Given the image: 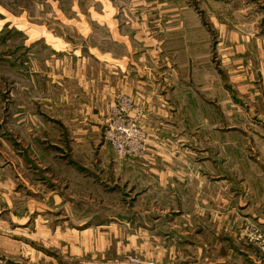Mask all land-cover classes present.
<instances>
[{
    "label": "crops",
    "instance_id": "crops-1",
    "mask_svg": "<svg viewBox=\"0 0 264 264\" xmlns=\"http://www.w3.org/2000/svg\"><path fill=\"white\" fill-rule=\"evenodd\" d=\"M150 42L153 50L137 57L136 69L132 57L123 61L77 51L59 57L62 117L52 125L45 113L27 114L26 124L14 125L18 148L0 152V264H128L126 258L135 255L155 264H264V40L235 37L218 45V123L202 127L218 126L219 134L202 137L174 133L180 126L184 131L196 126L192 116L181 117L179 111L191 110L185 98L191 105L199 96L181 89L182 77L168 70L174 62L160 54L157 40ZM196 62L193 53L187 55L190 76ZM37 82L32 80L33 86ZM119 96L132 100L127 115L149 140L210 143L218 166L195 165L188 150L171 157L149 150L141 161L118 162L113 156L106 161V175L111 190L122 192L116 202L121 210L102 218L84 216L89 208L61 192H79L81 180L91 177L90 171L97 174L94 159L102 153L75 149L97 147ZM134 106L140 107L139 117ZM52 136L68 150L57 146L61 151L52 156ZM21 145L27 150L19 151ZM177 154L185 165L177 164ZM52 157L58 160L54 168ZM82 157L90 159L89 175L78 162ZM52 169L63 181L72 171L71 183L55 184ZM196 189L211 194L195 198ZM246 226L252 232L244 233Z\"/></svg>",
    "mask_w": 264,
    "mask_h": 264
},
{
    "label": "rangeland",
    "instance_id": "rangeland-1",
    "mask_svg": "<svg viewBox=\"0 0 264 264\" xmlns=\"http://www.w3.org/2000/svg\"><path fill=\"white\" fill-rule=\"evenodd\" d=\"M235 37L264 40V0H0V152L7 154L16 149L14 125L17 121L26 124L27 114L33 116L35 113H45L52 125L62 117L59 116V102L62 99L58 81L59 57L69 58L76 51V54L85 56L94 54L100 57L99 55L109 54L123 61L132 57L131 63L136 69L139 68L137 57L153 50L150 39L157 40L160 54L167 58V61L174 62L168 70L173 69L182 77V84H179L182 85L181 89L184 92L194 90L195 97L197 93L200 98L191 105L185 98L183 102L190 106L191 110L179 111L181 117L186 116L185 114L192 116L196 126L187 127V131L180 126L176 131L173 130L174 133L199 137H202V134L218 135V126L202 127V124L218 123L221 91L217 71L218 45ZM161 41L163 43L159 46ZM124 42H130L131 46L130 43ZM221 46H224V43ZM192 53L194 59L199 62L193 63L191 72L189 71L190 76L186 58ZM165 65L164 63V71ZM101 70L105 69L99 67V71ZM138 72L141 73L140 70ZM37 79L39 82L33 86L32 80L36 82ZM66 99L70 104L69 95ZM139 108H133L137 117L140 114ZM134 120L145 140L144 152L140 151L143 153L141 157L118 158L112 146L104 140L106 126L97 147H88L85 144L75 149V145H72L75 150L102 153L99 158L94 159L98 165L95 170L97 174L90 171L91 177L87 176L81 180V191L61 192L67 199L78 197L76 200L82 202L83 210L89 208L88 211H83L84 216L97 215L102 218L121 210V207L116 206V202L123 198L122 192L116 188L111 190L112 179L106 175V161H111L113 156L118 162L130 159L141 161L149 150L164 152L170 157L177 151L188 150L195 156V165L205 166L206 163L211 164V167L218 166L219 160L214 150L210 149L212 144L202 141L152 142L136 119ZM183 120L180 118L178 121L183 124ZM57 146L68 150V144L56 142L52 136V142L49 144L52 156L60 153L61 150H58ZM26 150V145L19 147V151ZM178 156L177 154L175 159L177 164L185 165V158ZM57 161L52 157L53 168L56 167ZM78 162L86 167L83 174L89 175L90 159L82 157L78 158ZM66 173L64 181L58 180L57 171L52 169L51 180L62 186L70 184L72 171L68 169ZM89 178L92 181H89ZM205 194H211V190H195V198H204ZM252 230L251 226L244 227V233H250ZM117 232L118 239L126 245L127 240L122 239L126 236L124 232ZM252 240L259 243L256 237ZM106 257L108 255L104 256V261H109ZM132 257L150 261L135 255L128 256L126 263L128 258Z\"/></svg>",
    "mask_w": 264,
    "mask_h": 264
},
{
    "label": "built area",
    "instance_id": "built-area-1",
    "mask_svg": "<svg viewBox=\"0 0 264 264\" xmlns=\"http://www.w3.org/2000/svg\"><path fill=\"white\" fill-rule=\"evenodd\" d=\"M132 100L118 97L117 103L111 108V115L104 131V140L112 146L118 158L126 159L130 156L141 157L145 142L143 135L135 125V120L128 117L127 108ZM128 264H155L151 261H142L138 257L128 258Z\"/></svg>",
    "mask_w": 264,
    "mask_h": 264
}]
</instances>
